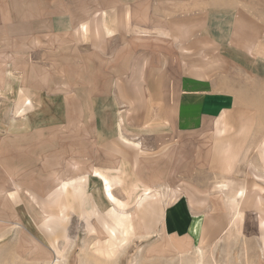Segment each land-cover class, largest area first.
<instances>
[{
	"label": "rangeland",
	"instance_id": "374dc122",
	"mask_svg": "<svg viewBox=\"0 0 264 264\" xmlns=\"http://www.w3.org/2000/svg\"><path fill=\"white\" fill-rule=\"evenodd\" d=\"M3 6L0 264H161L152 257L166 245L162 214L178 196L201 228L169 264H241V253H262L252 235L264 219V0ZM146 12L152 28L139 19ZM225 12L236 106L178 129L162 105L171 82L161 81L158 49L175 57L184 38L190 58L192 38L207 37L199 28L216 27ZM178 26L187 32L176 35Z\"/></svg>",
	"mask_w": 264,
	"mask_h": 264
},
{
	"label": "crops",
	"instance_id": "0c3cea01",
	"mask_svg": "<svg viewBox=\"0 0 264 264\" xmlns=\"http://www.w3.org/2000/svg\"><path fill=\"white\" fill-rule=\"evenodd\" d=\"M5 9L3 0H0V12ZM67 12L69 13V11ZM67 12L65 16L60 18L67 20L69 18ZM226 12L219 17L220 24L216 27L201 26L199 28L200 34H206L207 37H201V39L192 38L193 41L188 44L190 47L187 49H191L193 52L190 58L185 57L186 45L184 38H177V53L175 57L162 48L158 49L160 55L158 54L159 58L157 59L162 61L159 64L167 67L161 75V81L165 82L167 80V83H172L162 90V99L164 100L162 105L172 107L178 129H195V127L199 126L202 118L220 117L236 106L235 99L237 94H234L230 85H228V83L230 84L232 73L226 69V62L233 58L232 40L234 35L231 15H227ZM100 13L104 12L96 11L95 16L93 15L97 22ZM122 16L119 18H125V15ZM129 17L133 18L132 16ZM152 17L151 12H146L139 19L144 20V24H147L145 27L152 28V21H150ZM52 28H56L54 24ZM65 28L67 29L66 26ZM176 29L175 34L178 36L184 35L188 30V28L184 27L183 29L179 26ZM160 30L161 34L168 33V29ZM230 65L231 62H229ZM168 68L174 72L175 80L173 82L171 81L172 73L168 72ZM176 68H178V72ZM136 107H139V104ZM133 111L131 109L132 113H134ZM196 214L198 213L194 207L183 197L178 196L166 205L160 224L161 243L166 245L162 247L160 254L152 258H159L161 264H169L171 263L170 260L174 259V255L181 252L180 249L184 243H193L192 237L198 235L201 228L200 218L199 222L193 224V220L199 216ZM259 226L258 234L252 235V238L255 247L263 249L262 253L259 256L258 252H252L251 254V252L247 251L245 253L246 256L241 253V264H243V259H259V262L253 261L249 262V264H264V219L259 222ZM142 253H144V258L147 259L149 257L146 249ZM225 264H236V262L233 259V262L226 261ZM246 264H248V261Z\"/></svg>",
	"mask_w": 264,
	"mask_h": 264
},
{
	"label": "bare ground",
	"instance_id": "6f19581e",
	"mask_svg": "<svg viewBox=\"0 0 264 264\" xmlns=\"http://www.w3.org/2000/svg\"><path fill=\"white\" fill-rule=\"evenodd\" d=\"M99 176V175H98ZM65 184V183H64ZM104 187H106L107 188V192L109 193V184H106V185H104ZM57 263V258L56 259H54L52 262H51V264H56ZM59 263V262H58Z\"/></svg>",
	"mask_w": 264,
	"mask_h": 264
}]
</instances>
